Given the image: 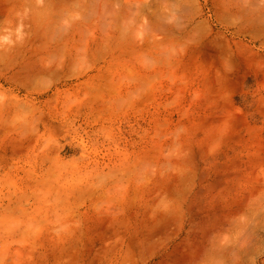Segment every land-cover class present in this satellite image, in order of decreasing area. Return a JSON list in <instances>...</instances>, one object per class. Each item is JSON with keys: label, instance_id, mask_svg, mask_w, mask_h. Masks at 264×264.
<instances>
[{"label": "rangeland", "instance_id": "rangeland-1", "mask_svg": "<svg viewBox=\"0 0 264 264\" xmlns=\"http://www.w3.org/2000/svg\"><path fill=\"white\" fill-rule=\"evenodd\" d=\"M0 264H264V0H0Z\"/></svg>", "mask_w": 264, "mask_h": 264}, {"label": "bare ground", "instance_id": "bare-ground-1", "mask_svg": "<svg viewBox=\"0 0 264 264\" xmlns=\"http://www.w3.org/2000/svg\"><path fill=\"white\" fill-rule=\"evenodd\" d=\"M41 10H42V9H41ZM41 12H42V11H41ZM41 12H39V13H41ZM37 14H38V13H36L35 15H37ZM41 15H42V13H41ZM43 15H44V14H43ZM37 16H38V15H37ZM32 18L35 19L34 17H32ZM32 18H31V19H32ZM37 18H38V17H37ZM40 18L42 19L43 17H40ZM41 19H40V20H41ZM35 21H36V20H35Z\"/></svg>", "mask_w": 264, "mask_h": 264}]
</instances>
